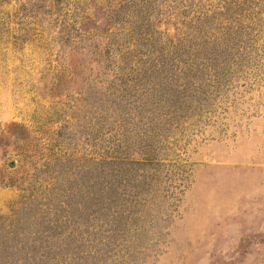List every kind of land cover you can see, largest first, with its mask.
Wrapping results in <instances>:
<instances>
[{
    "label": "rangeland",
    "instance_id": "rangeland-1",
    "mask_svg": "<svg viewBox=\"0 0 264 264\" xmlns=\"http://www.w3.org/2000/svg\"><path fill=\"white\" fill-rule=\"evenodd\" d=\"M0 264H264V0H0Z\"/></svg>",
    "mask_w": 264,
    "mask_h": 264
}]
</instances>
